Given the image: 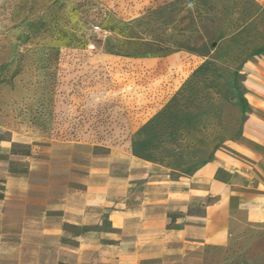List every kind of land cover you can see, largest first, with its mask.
Returning a JSON list of instances; mask_svg holds the SVG:
<instances>
[{
	"label": "rangeland",
	"instance_id": "obj_1",
	"mask_svg": "<svg viewBox=\"0 0 264 264\" xmlns=\"http://www.w3.org/2000/svg\"><path fill=\"white\" fill-rule=\"evenodd\" d=\"M263 12L264 0H0V199L8 175L42 188L46 228L57 220L64 235L58 247L48 240L43 264H78L82 245H99L81 236L111 230L104 208L85 213L90 226L74 223L88 186L162 178L133 162L136 134L157 138L151 150L184 147L186 127L214 116V73L241 103L246 62L264 54ZM12 187L11 207L0 211V249L11 253L0 255V264H35V240L23 248L20 225L10 220L26 214L32 233L38 224L29 216L38 208L20 210ZM261 232L250 247L240 235L229 247H204L186 258L264 264ZM88 261L95 264L96 253Z\"/></svg>",
	"mask_w": 264,
	"mask_h": 264
},
{
	"label": "crops",
	"instance_id": "obj_2",
	"mask_svg": "<svg viewBox=\"0 0 264 264\" xmlns=\"http://www.w3.org/2000/svg\"><path fill=\"white\" fill-rule=\"evenodd\" d=\"M260 16L259 46L264 48V12ZM246 63L241 103L233 85L228 82L220 85L219 75L214 73L220 96L214 101V116L197 119L186 127L182 143L187 147L184 145L177 152L151 150L150 145L157 140L155 136L146 138L136 134L133 137V162L149 167L160 174L161 179H145L148 177L144 176V185L134 186L136 179L132 176L127 182L114 178L113 189L111 184L88 186L83 215L74 223L90 226L92 221L85 213L95 207L104 208L110 210L111 230L86 232L81 236L99 240V245L95 249L82 245L76 253L82 257L78 264H89L91 251L98 256L95 264H191V259L186 257L201 255L204 247L226 248L240 235L249 247L261 239V228H264V54L249 57ZM38 172L31 169L30 175H40ZM6 179V195L0 199V211L11 207V186L21 202L20 210L26 211L27 206L38 208L33 218L29 216L38 224L32 233H28L25 226L26 214L10 221L20 225L18 235L23 248L35 240L33 252L39 257L35 264H43V247L53 246L48 240L54 239V246L58 247L64 235L56 229L57 220L52 226L55 230L46 228L48 220L43 218L40 186L28 185L26 176L17 180L8 175ZM204 199L212 202L205 206L196 204L197 200ZM10 253L7 248L0 249L2 256Z\"/></svg>",
	"mask_w": 264,
	"mask_h": 264
},
{
	"label": "trees",
	"instance_id": "obj_3",
	"mask_svg": "<svg viewBox=\"0 0 264 264\" xmlns=\"http://www.w3.org/2000/svg\"><path fill=\"white\" fill-rule=\"evenodd\" d=\"M208 202L210 203V202H212V200H211V199H209V200H208Z\"/></svg>",
	"mask_w": 264,
	"mask_h": 264
}]
</instances>
